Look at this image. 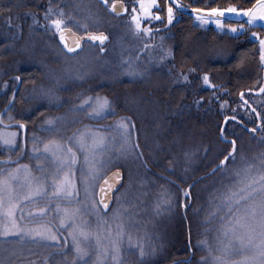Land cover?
I'll return each mask as SVG.
<instances>
[{
	"label": "trees",
	"instance_id": "16d2710c",
	"mask_svg": "<svg viewBox=\"0 0 264 264\" xmlns=\"http://www.w3.org/2000/svg\"><path fill=\"white\" fill-rule=\"evenodd\" d=\"M232 1L235 4L241 3L246 8L255 2ZM50 5L53 12L62 8L66 14L70 13L82 22L90 24L92 20L84 10L85 0H0V28L3 23H7L10 26V39L16 44L15 50L6 56L5 43L2 41H8L9 34L2 35L0 30V71L4 72L6 65L9 66L6 68L9 69V74L21 75V88L27 84L36 85L39 80L41 83L44 81L39 72L44 70L43 64L49 59L50 49L67 55L57 41V33L48 27L49 21L55 17L50 15L45 19L44 13ZM107 20H110L111 24L116 22L109 17ZM111 24L99 28L109 33ZM66 26H73L82 32L75 25ZM90 28L93 26L89 25ZM120 28L125 32L128 42L118 55L119 60L123 61L120 65L124 73L120 77H114V73H111L113 70L106 63L104 85L99 88L96 84L98 78L94 81L99 90L104 88L103 94L114 100L115 93L120 91L121 94L117 96L120 102L121 99H127L132 104L116 105V112L113 114H133L135 118V114L143 110L144 115L139 117L143 116L149 120L151 135L144 133L138 143L145 162L151 165L154 183L168 188L178 197L181 205H188L185 212L178 207V213L175 214L180 218L173 223L174 227L169 232V239L173 236L179 243L170 249L169 254H175L170 260L176 258L170 262L182 260L185 259L183 255L190 256L189 242L196 251L198 241L209 242L211 239V236L206 239L210 226L220 231L218 226L221 223L224 225L229 216L233 213L238 216L241 214L245 204L229 212L222 206L214 211L211 203H219L220 193L236 179V171L240 170L245 162L260 166L259 159L264 155V139L256 136L260 128L252 134L246 130L237 131L231 124L233 116L238 119L235 113L240 106V97L243 98L250 89H256L260 83L258 51L252 41L248 43V47V44L238 43L234 38L227 44L223 42L219 43L222 45L216 46L212 41L210 28H202L200 36H187L184 43H180L178 37L166 43L161 33L160 36L142 38L148 41L141 42L140 39L137 44L134 42L135 38L129 39V25H120ZM15 30L20 33L19 37L18 33L11 37ZM144 45L148 47L144 48ZM19 47H22V51L28 56L42 58V65L39 66L33 59L20 65L19 60L24 53L20 56ZM168 52H171V55H168ZM7 57L9 60L5 63L4 59ZM94 57L97 58L96 55ZM94 57L90 60L92 64ZM190 69L195 71H189ZM181 73L188 76L187 81ZM204 73L208 74L210 84L204 83ZM92 80L89 78L88 81ZM87 83L86 80L78 85L75 83L73 91H98L97 88L89 90ZM214 85L216 87H213ZM241 92L244 93L243 96L240 95ZM25 111H28L27 107ZM22 113L21 111L14 119L30 123ZM225 117L229 119L225 120ZM262 123L264 114L260 113L259 124ZM259 135L263 136L264 131H260ZM230 140L236 141V159L234 162L229 159L226 168H217L219 162L232 149ZM124 171L122 169L125 174ZM191 184L193 185L190 186ZM206 184L211 186L210 190L203 188ZM185 191L189 194L186 195ZM262 198L264 194H257L247 203L260 201ZM212 211L216 214H212ZM196 256L197 251L191 261H180L177 264H191Z\"/></svg>",
	"mask_w": 264,
	"mask_h": 264
},
{
	"label": "snow or ice",
	"instance_id": "6c2138e0",
	"mask_svg": "<svg viewBox=\"0 0 264 264\" xmlns=\"http://www.w3.org/2000/svg\"><path fill=\"white\" fill-rule=\"evenodd\" d=\"M132 2L138 3L139 11L136 7L131 9L129 30L137 36L142 33L151 34L154 31L150 27L143 26L144 18L163 24L164 19L160 17V11L166 9V21L170 25L177 12L189 9V6L181 3V0H171L166 3L165 7H161L157 0H132ZM101 3L105 7L110 6L111 10L116 12L115 3L109 5V0H101ZM173 5L176 7L174 8ZM154 8L159 10L153 11ZM121 10L127 11L123 4H121ZM190 12L201 23L211 19L224 27L222 19L225 14L233 13L246 17L250 26L264 28V0H255L248 8L229 4L227 7L191 8ZM50 15L55 18L49 21L48 27L59 34V40L62 42L61 47L67 55H78L77 50L83 52L84 47L81 41H84L85 44L98 42L95 43V46L99 47L101 52L104 51L103 44L108 40L105 33L89 31L88 22H82L70 13L66 14L62 8L53 12L50 5L44 13L45 19H48ZM66 25H75L83 32V35H78ZM227 27L236 32L238 28L243 29L244 25H227ZM250 35L258 38L260 60L264 66V36H261L259 32L250 33ZM147 47L144 45V48ZM143 50L142 48L141 51ZM167 54L171 55V52ZM189 71H195V69ZM181 76L185 81L188 80L186 74L181 73ZM15 79L21 80L19 76ZM203 81L205 84L211 83L207 73H204ZM5 86L7 87V82H5ZM258 90L264 95V84L260 85ZM43 95L49 101L58 99L51 89ZM240 95L243 96L244 93L241 92ZM14 98L15 92H13V100ZM11 106L12 101L9 102L8 107L11 108ZM83 109H90L89 115L95 118H101L111 112L108 97L99 95L87 96L81 100V110ZM254 115L259 116L260 113L254 112ZM228 119L225 117V120ZM231 119L235 120L236 117L233 116ZM8 120H13L10 112ZM14 124L20 131L9 130L12 125L6 124L3 114H0V125H3L0 127V145L13 150L19 147L23 152L25 141L22 139L18 144L17 138L22 133L26 136L27 125L23 121H14ZM46 124L49 126L45 129L46 131L55 130V119L48 118ZM134 127L135 124L130 117H122L115 123L116 132L123 142L118 155H127L130 151L139 148L138 142H130ZM260 130L264 131V123L260 125ZM251 131L256 132L257 129L253 128ZM30 139L32 141L31 156L35 159L36 168L41 175H36L30 164L18 163L21 156H17L15 161L11 156L7 159H0V165L16 163L15 168L0 167V240L6 242L16 240L21 244L28 242L54 246L55 254L62 255L67 250L70 238L71 250L74 253L70 264H88L89 259L92 260V264H122V246L125 237H127L129 246L135 243L139 249V255L143 257L145 255L143 240L140 238L134 240L131 233L126 231L124 212L127 209L121 203L120 195L115 197L116 205L111 210V219L115 222V226L113 227V224L109 223L107 212L113 201V189H117V185L121 182V173L117 170L111 173V176L104 174V169L112 166L115 159L112 156L105 159L103 155L109 139L108 134L93 130L91 126L85 125L77 134L68 138L83 156L84 166L81 168L83 198L75 180V167L80 157L72 143H62L55 138L44 141L34 133ZM111 139L115 140V137H111ZM229 142L232 149L219 162L217 168H226V162L229 159L233 162L236 159V141L230 140ZM41 143L42 148L39 146ZM42 159L50 160L53 163L51 173H48L44 168ZM259 165L257 167L254 163L245 162L242 168L236 171V179L226 186L224 192L220 193L218 205L231 212L233 208L238 209L240 205L246 204V215L241 217L233 213L222 226V233L224 236H228L230 232L235 233L237 226L243 227L246 236L238 238L240 248L250 254L243 255L239 260H230L228 259L232 252L230 244L221 249L225 255H215L211 246L207 245V241H203L202 243L208 247L211 264H264V198L260 201L247 203L252 201V198L257 194H264V155L260 157ZM85 171L87 175L83 174ZM101 180H103L102 183ZM185 194L189 193L185 191ZM41 202L43 203L41 204ZM65 204H74L75 206L66 207ZM85 212L94 217L95 230L89 227V221L82 218ZM249 212L251 213V222L242 224V220L249 219L247 215ZM62 233H67V235ZM61 241L63 243H59ZM16 251L13 249V254ZM19 251L23 253L24 250L20 248ZM48 261L49 256H45L43 264H48ZM201 262L207 264L206 257H201ZM0 264L3 262L0 261ZM30 264H37V262L33 260Z\"/></svg>",
	"mask_w": 264,
	"mask_h": 264
},
{
	"label": "rangeland",
	"instance_id": "374dc122",
	"mask_svg": "<svg viewBox=\"0 0 264 264\" xmlns=\"http://www.w3.org/2000/svg\"><path fill=\"white\" fill-rule=\"evenodd\" d=\"M110 22L111 21L107 20L106 17L103 18V16H99L95 21L91 20L89 25L94 27L108 26V24H111ZM214 23V20L209 19L207 22L201 24L203 26H210ZM110 26L111 27L109 29L111 32H109V40L104 47V53L86 48L84 52L75 58L68 57L61 52L56 51V49H50L51 54L49 59L47 58V65L43 64L44 70L39 72V75L43 76L44 81L41 83L39 80L36 85L27 84L23 87V93L28 98V100H25L24 102L30 103L31 100H37L38 102V98H44L46 99L44 103H47V105L36 102L23 107V100L20 99L21 91L16 97V100L12 103L11 108L6 107L5 101L8 90L11 91L15 87L16 79L14 74L18 73L9 74V69H6L9 66L6 65L4 72L0 71V114H3L4 121H15L16 119H14V117L22 111V114H24L30 122L26 124L27 134L25 139H23L22 135L18 136L17 138L18 144L22 139L25 141L23 152H21L19 147L13 150L0 145V159H7L9 156H11L15 161L17 156H21L18 163L30 164L32 166L33 172L39 176L41 173L36 168L35 159L31 156L32 141L30 137L33 133L36 136L42 138L44 141L55 138L62 143H72V141H69L68 138L74 134H77L81 129H83L85 125L91 126L93 130L105 132L108 134L109 139L103 153L104 158L107 159L109 156H112L115 159L112 166L104 169V174L107 175L111 170L116 168L125 170L124 183L122 188L116 192L115 197L120 195L121 203L127 209V211L124 212L126 231L131 233L134 240L136 238H140L144 242L145 255L141 257L139 255V249L137 245L133 243L131 246H129L127 237H125L122 246V264H166L168 261L170 262L176 259L172 258V260H170L172 256L175 257V254H169V252L170 249L172 250L179 244L178 239L174 240L173 236H171L169 239V232L171 228L174 227L173 223L177 222V220L180 218H178L175 213H178L177 210L179 206L181 208L182 206H185L187 209L188 205L185 203L181 205L178 197L172 194L168 188L158 186L156 183H154L153 170L151 169V165H148L149 163L145 162L143 154L140 155V153H142L140 148L130 151L127 155H118L123 142L120 140V137L116 132L115 123L120 118L130 117L135 124L130 136V142H138L139 138L144 137V133L147 136L151 135L150 131L152 130V127L147 118H144L143 116L139 117L144 115L143 110H140V113H136L135 115H137V117L135 118L131 113V115H122L120 113L118 115L113 114L116 112V105L121 106V104L123 105L124 103L130 105L131 103H129L127 99H121L122 103L120 102V100L117 98V96L121 94L120 91L115 93V101V99L113 100L109 95L102 93L104 88L99 90V86L104 85L106 81V63H108L111 67V70H113L111 73H114V77H117L118 75L120 77L124 73L122 72L124 69L120 65V62L123 61L119 60L120 58L118 55L122 50L125 49L128 42L125 37V32L121 31L120 23L115 22ZM0 30L2 31V35L9 34L7 39L8 41L5 42L4 39L2 41L5 43L4 53L6 56H9V54L15 50L16 45L10 39V26H8L7 23H3ZM16 33H18L17 30L14 31V35H11V37H15ZM17 36L19 37L20 33H18ZM128 36L129 39L135 38L136 40L134 42H136V44L140 42L139 36L136 38L133 37L132 34L131 37L129 33ZM18 51L20 56L25 52L24 50L22 51V47H19ZM96 53H100L101 55H97ZM94 55H96L97 58H95ZM93 57L94 62L92 64L90 60L91 58L93 59ZM31 59L37 61L39 66L42 65V58L37 57L36 59L34 55L28 56L25 53L20 57L19 64L21 65L26 60L29 61ZM8 78L10 81L7 83L6 87L5 82ZM89 78L93 80L90 82L88 81ZM97 78L98 82L96 84L99 88L96 87L94 81ZM84 80L88 82L87 87L89 90L97 88L98 91H73V85H75V83L78 85ZM49 89L55 93V96L58 97V99H52L49 101L43 95ZM97 95L106 96L110 101V114L104 115L101 118L90 116V109L81 110V100L87 96ZM138 104L139 103H137V105ZM25 107H27V112L25 111ZM9 112L11 113L13 120H8ZM48 118H53L56 120V127L54 131L45 130L49 127L46 124V120ZM22 121L25 122L24 120ZM0 127H3V125H0ZM9 130L20 131L16 127H11ZM111 137H115V140H112ZM39 146L42 148V143L39 144ZM72 146L80 157L75 167V180L77 187L80 188L81 197L83 198L84 193L81 185V168L84 166L83 156L79 153V150L76 149L74 143H72ZM42 163L46 171L51 173L53 170V163L47 159H42ZM0 167L15 168L16 163H12L10 165H0ZM83 174L87 175V172L85 171ZM204 187L205 189L210 190L209 188L211 186H207L206 184L203 185V188ZM42 203L43 202H41V204ZM211 204L212 208H214V211H217L219 203L213 202ZM115 205L116 201L114 199L111 209L107 212L109 223H112L113 227L115 226V222L111 219V210ZM64 206L74 207L75 205L65 204ZM245 207L246 204L241 209V214L239 216L244 217L246 215ZM214 211H212V214H216ZM247 215L249 219L242 220V224L251 222V213L249 212ZM82 218L89 221V227L95 230V219L92 215L85 212ZM196 218L198 219L200 217ZM222 226L223 223L218 226L221 229L220 231L213 229V226H210L209 230H207L209 235L206 236V239L211 236L209 242L207 240V245L211 246L213 254L225 255L221 249L229 244L231 245L232 249L231 255L228 256V259L230 260H239L243 255L250 254L249 252L242 250L239 244L238 238L246 236L245 229L243 227L237 226L235 233L230 232L228 236H224L222 233ZM62 234L67 235V233ZM202 242V240L200 243L198 241V245H196L197 256L194 262L191 264H202L201 257H206L207 264H211V257L209 256L208 247L205 246L204 243L202 245ZM59 243L63 242L61 241ZM153 247L155 249L154 251ZM20 248H23V253L19 251ZM13 249L17 250L15 254L12 252ZM196 251L194 250L193 254L194 252L196 254ZM55 252L56 249L54 246H44L28 242L21 244L16 240L7 242L0 240V261H2L3 264H30V262L33 260H35L37 264H43V258L45 256H49L48 264H70L74 256V253L71 250L70 238L67 250L62 255H56ZM50 253H52V255H49ZM183 256L188 258V255ZM88 264H92L91 259L88 260Z\"/></svg>",
	"mask_w": 264,
	"mask_h": 264
},
{
	"label": "flooded vegetation",
	"instance_id": "af4514ba",
	"mask_svg": "<svg viewBox=\"0 0 264 264\" xmlns=\"http://www.w3.org/2000/svg\"><path fill=\"white\" fill-rule=\"evenodd\" d=\"M115 1H123L124 3V8L127 9L126 13L123 15H115L112 14L109 10H110V6L109 7H105V5H103L101 3V0H85V9L86 12H88L87 14H89V16H91V19L93 21H95L97 19V17H109L111 19H115L116 22L120 23V25H129V15L132 14L131 13V9L133 7H136L139 11L138 8V3H133L132 0H109V5H111L113 2ZM158 4L161 7H165L167 2H171V0H157ZM181 3L186 4L189 6V9H186L185 11L182 12H177L176 17L174 18L172 24H167L166 21V9L165 11H160V17L162 19H164V23H160L158 21H150L148 18H144L142 20V24L144 27H150L152 28L154 31L151 34H147V33H142L139 35L140 39L142 38H147V37H153V36H160L161 33L164 36V41L166 43H169L171 39L178 37L179 42L184 43V40H186L187 36L192 35H199L201 34V30L202 28H210L211 33L210 35L212 36V41L214 43V45H222L219 43H223L227 44L228 42H230L231 40L236 39L238 43H245L248 44L252 41V43H255L256 45V49L258 51V55H259V44H258V38H255L253 36L250 35V33H254V32H259L261 34V36H264V28H260L258 26L254 27V26H250L247 23V19L246 17H244L243 15H237V14H233V13H226L225 17L222 19V24L224 25V27H221L220 25L214 23L213 25L210 26H203L201 24L200 21L196 20L195 15L192 14L190 12L191 8H208V7H227L229 4H234L237 7H242V8H246L243 7L242 4H235L232 0H219V1H206V0H181ZM173 7L175 8L176 5H173ZM159 9L154 8L153 11H158ZM227 25H244L243 29L238 28V30L236 32H233L231 30V28L227 27ZM66 27H71L74 30L80 32L79 30L75 29L73 26H66ZM90 30H94V31H105L103 29H100L99 26H93V28H90ZM158 30V31H157ZM107 32V31H106ZM83 33V32H80ZM108 36L109 33L107 32ZM130 36L132 37V32L129 33ZM133 37L138 38L137 35H133ZM148 41L147 39H142V41ZM58 41V39H57ZM59 43V42H58ZM60 45V44H59ZM249 47V44L247 45ZM62 48V47H61ZM86 48H90L92 50L95 51H99L100 53H104L101 52L99 50V47H96L93 44H85L84 43V51L86 50ZM63 50V49H62ZM64 51V50H63ZM83 51V52H84ZM65 52V51H64ZM66 53V52H65ZM82 52H79L78 55L75 56H71L68 55L69 57H78ZM259 67L261 70V80L259 85L257 86L256 89H250L251 91H249L247 94L244 95L243 98L240 97V106L239 108H237L238 110L236 111L235 115L238 116V119L232 120L231 124H233V127L237 130V131H243L246 130L248 132L249 129H253L256 128L257 130L260 128L259 124V116H255L254 112H260L262 114H264V95H262L259 92V87L260 85L264 84V66H262V62L260 60V55H259ZM8 57L7 59H4L5 63H8ZM20 75L19 74H14V77H17ZM21 78V77H20ZM9 78L7 79V83L9 82ZM21 83L22 80L17 81L16 80V85L15 87L10 91L8 90L7 96H6V107H8L9 102L12 101V103L15 101L16 97L18 96V91L19 88H21ZM24 88H21L20 91V99L23 100V107L26 105H30L33 103H36L37 100H31V102H24L25 100H28L27 96L23 93ZM13 92H15V98L13 100ZM48 99V98H47ZM49 100V99H48ZM41 101V102H40ZM46 101V99L38 98V102L37 103H42L44 105H47V103H44ZM238 107V106H237ZM15 121H21V120H15ZM6 124L12 125V127H15L14 121L12 122H5ZM25 123V122H24ZM26 124V123H25ZM261 130H259L258 134L256 135L259 139H264V135L260 136ZM263 132V131H262ZM256 133V132H251ZM22 137L23 139H25L26 136H24V134L22 133Z\"/></svg>",
	"mask_w": 264,
	"mask_h": 264
},
{
	"label": "water",
	"instance_id": "95a60500",
	"mask_svg": "<svg viewBox=\"0 0 264 264\" xmlns=\"http://www.w3.org/2000/svg\"><path fill=\"white\" fill-rule=\"evenodd\" d=\"M113 3H115L116 4V12H113L112 10H111V7H110V12L112 13V14H115V15H123V14H125L126 13V11H122L121 10V4H123V6H124V3H123V1H115V2H113ZM117 13H119V14H117ZM71 28V27H70ZM72 30H73V32H76L78 35H83V33H80V32H78V31H76V30H74L73 28H72ZM91 32H97V33H99V32H103V33H105L107 36H108V34H107V32L106 31H94V30H90ZM66 35H67V33H66ZM57 39H58V42H59V44H60V46H61V44H62V42L59 40V34L57 33ZM108 40H109V36H108ZM108 40H106L105 42H104V44H103V47H105V45L107 44V42H108ZM69 43L71 44V39L69 38ZM81 43H82V46L84 47V41H81ZM95 43H98V42H94V44L93 45H95ZM63 49V48H62ZM64 50V49H63ZM65 51V50H64ZM104 51H105V48H104ZM103 51V52H104ZM66 52V51H65ZM77 52L79 53V50H77ZM249 131H251V129H249ZM252 132V131H251ZM216 169V168H215ZM117 170H119V172L121 173V182L117 185V189H120L121 187H122V185H123V183H124V173L122 172V170H120V169H113V170H111L106 176H111V173H113V172H115V171H117ZM213 171H214V169H213ZM212 171V172H213ZM103 182V180H101V183ZM194 183V182H193ZM193 184H191L190 186H192ZM117 189H113V201H112V203H110V206H109V210L111 209V207H112V205H113V203H114V199H115V194H116V192H117ZM108 210V211H109ZM185 210H186V208H185V206H182V211L183 212H185ZM189 250H190V256L188 257V258H185V259H182V260H176V261H173V262H169V263H167V264H177L178 262H180V261H185V262H189V261H191L192 260V258H193V249H192V247H191V244H190V242H189Z\"/></svg>",
	"mask_w": 264,
	"mask_h": 264
}]
</instances>
